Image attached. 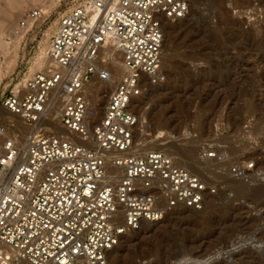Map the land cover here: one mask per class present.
<instances>
[{
	"label": "built area",
	"instance_id": "obj_1",
	"mask_svg": "<svg viewBox=\"0 0 264 264\" xmlns=\"http://www.w3.org/2000/svg\"><path fill=\"white\" fill-rule=\"evenodd\" d=\"M59 2L69 6L44 68L2 98L8 114L40 129L0 122V264H110L127 231L175 210H203L217 193L164 150L130 152L138 99L163 80L165 20L185 18L191 0ZM43 16L39 7L27 9L5 40L14 42ZM108 40L122 53L120 74L102 58ZM94 79L101 83L91 85ZM94 88L107 96L104 109L95 108ZM203 156L219 159L207 149Z\"/></svg>",
	"mask_w": 264,
	"mask_h": 264
},
{
	"label": "rangeland",
	"instance_id": "obj_2",
	"mask_svg": "<svg viewBox=\"0 0 264 264\" xmlns=\"http://www.w3.org/2000/svg\"><path fill=\"white\" fill-rule=\"evenodd\" d=\"M68 6L0 0V26L9 22L3 41L27 9L44 13L9 52L0 46L7 59L0 68V122L15 119L2 98L44 68L56 22ZM9 14L14 18L7 22ZM165 23L163 80L138 99L144 117L134 136L142 149L136 150L166 147L217 193L203 210H175L127 231L110 252V264H264V0H191L185 18ZM15 122L21 123L18 117ZM204 149L219 159H207Z\"/></svg>",
	"mask_w": 264,
	"mask_h": 264
},
{
	"label": "bare ground",
	"instance_id": "obj_3",
	"mask_svg": "<svg viewBox=\"0 0 264 264\" xmlns=\"http://www.w3.org/2000/svg\"><path fill=\"white\" fill-rule=\"evenodd\" d=\"M32 2H34V3H37V2H40L41 0H31ZM22 3V1L19 3L20 4V6H22V7H24V5H25V3H24V5L23 4H21ZM13 15V14H12ZM11 14H9V16H8V19H7V22L8 21H11L10 19L11 18H14L13 16H12ZM24 15V14H23ZM23 17V16H22ZM165 22H168V23H170V20H168V19H166L165 20ZM165 24H167V23H165ZM5 25H9V22L8 23H6ZM5 25L4 26H0V33L1 32H4V29H5ZM4 28V29H3ZM7 28H8V26H7ZM6 36V35H5ZM17 38H19V37H16L15 38V40H14V42H12V43H8L6 40L5 41H3L2 39H1V37H0V46H2L3 45V50H5V51H8L10 48H8V46L10 45V44H17L19 41L18 40H16ZM21 38V37H20ZM165 41H166V36H165ZM164 45H165V43H164ZM163 50H164V48H163ZM10 51V50H9ZM8 51V52H9ZM7 52V53H8ZM105 53V55H106V57H105V62L107 63V64H109L110 65V63H112L111 65V67L110 68H112V70L115 72V73H122L123 72V67H122V61H120V60H122V53L120 52V50L119 49H117L116 47H115V45H114V42L113 41H111V40H108L105 44H104V47H103V49H102V53ZM103 56V55H102ZM162 57H163V55H162ZM103 58V57H102ZM6 59V58H5ZM104 60V59H103ZM6 61H7V59H6ZM110 62V63H109ZM4 64V63H3ZM162 65V64H161ZM3 66V65H2ZM2 66H0V68L2 67ZM116 67V68H115ZM117 68L119 69V71H121V72H118V70H117ZM97 81L96 83L94 82L93 83V81ZM92 82H91V85H97V84H100L101 83V81L100 80H98V79H94ZM116 81V79L115 78H113L112 80H111V85H113L114 84V82ZM115 85V84H114ZM150 86H152V85H150ZM149 86V87H150ZM95 90H92L91 92H92V95H93V97H94V100H95V108H96V110H99L100 109V105H102V101L104 102V100H105V103L107 102V96H101L100 95V93H99V88L97 89V88H94ZM101 96V97H100ZM99 97H100V99H99ZM106 105V104H105ZM104 105V106H105ZM104 106H103V108L102 109H104ZM8 113V112H7ZM10 115V114H9ZM52 115H54V113L52 114ZM11 116V115H10ZM12 117L13 118H15L16 119V116H13L12 115ZM142 117H144V116H141V118ZM15 119H10V120H8V122H6L7 124H10V125H14V126H16V127H19L20 129H22L23 131H25V130H28V132L29 131H34V130H36L37 129V131L40 129V125H37V126H35V125H29V126H27V125H24L22 122L21 123H19L18 124V122L16 123L15 122ZM143 119V118H142ZM53 121L52 120H49L48 122H46L45 124L47 125V126H51V124H53L52 123ZM141 122V121H140ZM140 122L138 123V125H137V127H136V129H135V132L138 130V127H139V124H140ZM144 124V123H143ZM58 127H61V131H63V132H65V133H68V134H70V132H68L63 126H61V125H59ZM26 132V131H25ZM134 136H135V134H134ZM161 147V146H160ZM142 149V148H140V146H137V145H135V142H134V144H133V147H132V149L130 150V152L131 153H142V152H140V150H136V149ZM165 150H166V147H163ZM161 149V150H164V149ZM164 150V151H165ZM170 150V149H169ZM144 152H146V151H144ZM143 152V153H144ZM167 153H170V152H168L167 151ZM171 154V153H170ZM173 155V154H172ZM174 157V156H173ZM178 158V157H177ZM177 158H175V160H178ZM183 160V159H182ZM182 160H178V161H176V162H178V163H180V164H182V165H184V166H186V167H188L189 169H191V170H193V171H197V169H194L192 166H190L189 164H187L185 161H182ZM201 171V170H200ZM197 173H200V172H198L197 171ZM144 223H151V222H144ZM143 223V224H144ZM142 227V226H141Z\"/></svg>",
	"mask_w": 264,
	"mask_h": 264
},
{
	"label": "water",
	"instance_id": "obj_4",
	"mask_svg": "<svg viewBox=\"0 0 264 264\" xmlns=\"http://www.w3.org/2000/svg\"><path fill=\"white\" fill-rule=\"evenodd\" d=\"M179 254H175V255H173L172 257H177Z\"/></svg>",
	"mask_w": 264,
	"mask_h": 264
}]
</instances>
